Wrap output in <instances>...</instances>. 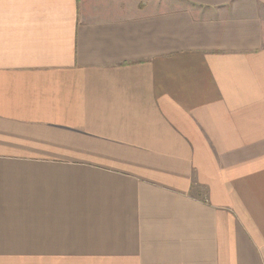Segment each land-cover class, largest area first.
<instances>
[{"label": "crops", "instance_id": "0c3cea01", "mask_svg": "<svg viewBox=\"0 0 264 264\" xmlns=\"http://www.w3.org/2000/svg\"><path fill=\"white\" fill-rule=\"evenodd\" d=\"M0 264H264V0H0Z\"/></svg>", "mask_w": 264, "mask_h": 264}]
</instances>
